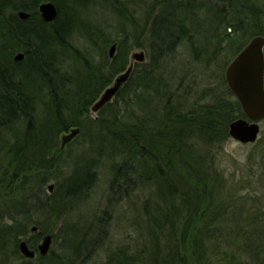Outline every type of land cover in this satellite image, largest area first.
<instances>
[{"label":"trees","instance_id":"trees-1","mask_svg":"<svg viewBox=\"0 0 264 264\" xmlns=\"http://www.w3.org/2000/svg\"><path fill=\"white\" fill-rule=\"evenodd\" d=\"M41 1L0 0V264H88L121 203L143 219V240L101 264H264L263 197L242 194L251 181L236 182L216 154L228 124L243 117L216 61L264 37V0H50L51 23L38 15ZM97 3L107 21L91 19ZM133 48L145 62L91 116ZM74 127L61 149L60 135ZM253 146L261 157L251 177L264 188V131ZM101 166L105 206L95 211ZM46 234L51 246L40 256ZM21 240L34 258L20 254Z\"/></svg>","mask_w":264,"mask_h":264},{"label":"water","instance_id":"water-1","mask_svg":"<svg viewBox=\"0 0 264 264\" xmlns=\"http://www.w3.org/2000/svg\"><path fill=\"white\" fill-rule=\"evenodd\" d=\"M40 19L51 23L57 16V9L50 0H43L37 6ZM17 17L25 20L29 15L23 11L17 12ZM115 49L113 43L108 49L111 58ZM264 37L256 35L251 37L246 44L235 54L224 68L223 77L227 88L236 99L243 117L234 119L228 124V136L237 142L254 143L259 135V122L264 120ZM23 58L22 53H16L13 61ZM145 52L142 49L129 54V64L124 71L117 74L112 83L106 87L97 100L90 106V113L95 115L106 104L110 103L127 82L133 65L145 62ZM79 133V128H70L68 132L60 135V148L63 149ZM53 185L47 186L51 192ZM31 232H36V226L30 227ZM51 246V235L42 236L36 245L37 254L44 256ZM18 251L28 259L34 258L35 251L30 249L24 240L19 241Z\"/></svg>","mask_w":264,"mask_h":264},{"label":"rangeland","instance_id":"rangeland-1","mask_svg":"<svg viewBox=\"0 0 264 264\" xmlns=\"http://www.w3.org/2000/svg\"><path fill=\"white\" fill-rule=\"evenodd\" d=\"M100 4L101 3H97V5L91 4L94 6H92L90 16L91 19L94 20V22L102 21V19L107 21L109 19V16H107L108 12L104 11L105 6H101ZM101 13H104L105 18L101 17ZM138 49L140 48L131 49L129 54L132 51ZM179 51L187 59V47L180 48ZM224 58V54L219 56L217 58L216 64L222 65L225 63L224 67H226L228 62H225ZM91 116H93V114ZM259 128V135L254 143L243 144L229 137L222 144V146L216 150V154L220 167L224 170L226 174H230L232 177H235L234 180L236 182L244 179L251 181L250 185H244L245 187L240 190L242 194H249L250 197L260 196L263 197L264 200V188H262V186L260 185L261 182L258 181V176L251 177L253 172L256 175H259L258 170L254 171L255 166L252 167L251 165L256 163V161H258L261 157V154H257L256 150H258V148H253V145L259 140L262 135V132L264 131V120L259 122ZM80 150L81 149H79L75 154H78ZM252 151L254 152V158L248 160L247 156ZM107 180V169L105 166H101L99 168L98 182L93 188L90 201V207L93 206V209L95 208V211L101 210L105 206V188ZM143 196L144 195L141 194L136 198H132L135 199V206L139 207V201L144 198ZM110 212L111 213L109 216L108 236L105 240L106 243L97 251L95 256L92 257L88 264H101L105 260L106 254L109 253V251H114L117 247H120L122 245H139L140 248V243H142L143 240L141 229L143 219H141V217L137 215L138 211L133 210V208H129L126 203H121L119 206L110 209Z\"/></svg>","mask_w":264,"mask_h":264}]
</instances>
